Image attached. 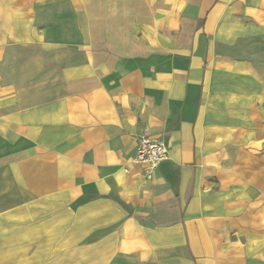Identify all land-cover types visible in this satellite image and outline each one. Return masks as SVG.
<instances>
[{
    "label": "crops",
    "instance_id": "1",
    "mask_svg": "<svg viewBox=\"0 0 264 264\" xmlns=\"http://www.w3.org/2000/svg\"><path fill=\"white\" fill-rule=\"evenodd\" d=\"M0 264H264V0H0Z\"/></svg>",
    "mask_w": 264,
    "mask_h": 264
},
{
    "label": "built area",
    "instance_id": "2",
    "mask_svg": "<svg viewBox=\"0 0 264 264\" xmlns=\"http://www.w3.org/2000/svg\"><path fill=\"white\" fill-rule=\"evenodd\" d=\"M168 148L160 138L144 137L139 140L132 160L152 173L161 163L168 159Z\"/></svg>",
    "mask_w": 264,
    "mask_h": 264
}]
</instances>
